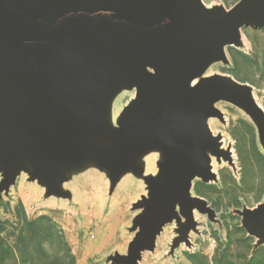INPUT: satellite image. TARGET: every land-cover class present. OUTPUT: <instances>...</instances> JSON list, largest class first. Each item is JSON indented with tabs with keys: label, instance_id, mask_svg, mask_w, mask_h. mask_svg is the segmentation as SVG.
I'll use <instances>...</instances> for the list:
<instances>
[{
	"label": "rangeland",
	"instance_id": "1",
	"mask_svg": "<svg viewBox=\"0 0 264 264\" xmlns=\"http://www.w3.org/2000/svg\"><path fill=\"white\" fill-rule=\"evenodd\" d=\"M171 1L184 9L179 0ZM199 1L212 11L231 9L241 0ZM220 50L190 75L194 83L188 82L187 90L212 78L230 81L249 97L251 110L227 96L212 100L213 113H201V124L216 140L215 148H206L207 174L191 175L189 203L176 199L174 215L146 246H135L137 238L129 246L135 232L121 230L120 224L136 221L135 211L150 202L145 192L149 182H142L141 197L132 198V191L115 200L112 190L108 203L99 205L95 215L80 213L71 190L78 175L107 170V177L115 179L117 168L107 157H97L116 143L128 91L113 88L93 102L81 89L82 101L77 104L66 97L62 113L51 124L59 130L58 138L50 136L52 145L40 159L33 151L43 138L38 127L28 124L24 150L14 151L11 123L0 120V261L9 256L8 245L16 256L39 260L45 254L52 263L68 262L71 256L73 264H264V26L238 27L234 41ZM4 96L2 88L0 117L12 112ZM144 161L146 172L152 173L153 156L145 155ZM123 178L128 190L139 185L129 172ZM33 179L46 185L44 199L56 201H47L46 206L24 202L19 187ZM39 217L47 221L28 226ZM125 238L130 240L122 246ZM28 242L34 245L33 252L28 251Z\"/></svg>",
	"mask_w": 264,
	"mask_h": 264
},
{
	"label": "water",
	"instance_id": "2",
	"mask_svg": "<svg viewBox=\"0 0 264 264\" xmlns=\"http://www.w3.org/2000/svg\"><path fill=\"white\" fill-rule=\"evenodd\" d=\"M169 1L0 0V90L12 105L0 120L11 123L12 150H24L23 135L33 123L43 136L33 151L43 157L52 145L50 136L59 133L53 120L66 97L72 104L82 101L79 90L93 100L118 75L136 86L137 103L127 113V121L136 125L126 129L107 160L118 168L124 151L166 142L169 166L160 168L165 185L150 182V202L136 219L144 229L135 246L148 245L171 219L176 199L186 203L192 174L206 176L205 149L215 148L216 140L200 115L214 112L212 100L230 96L251 110L242 90L216 78L181 97L185 78L219 55L223 44H231L238 27L264 26V0H241L230 10L212 11L199 0H179L184 9L168 7Z\"/></svg>",
	"mask_w": 264,
	"mask_h": 264
},
{
	"label": "crops",
	"instance_id": "3",
	"mask_svg": "<svg viewBox=\"0 0 264 264\" xmlns=\"http://www.w3.org/2000/svg\"><path fill=\"white\" fill-rule=\"evenodd\" d=\"M173 1H169L168 7H172L171 3ZM173 4V3H172ZM234 7V6H233ZM206 9V8H205ZM230 10V9H227ZM228 45V44H223ZM147 72L155 75L154 69L147 67ZM190 75L188 74L187 77L184 80L183 86L179 89L178 95L179 96H186L188 92H190L195 86H197L199 83H197L195 86H193L191 89L187 90L188 82H192L193 79H191ZM181 76V75H180ZM194 83V82H192ZM119 87L122 91H128L130 99L127 101L125 108L123 109L122 113L120 115L121 120V127L120 131L117 133V139L116 143L113 145V147L109 150L104 151L101 153L100 157L97 158H104V156H108L112 149L117 146L120 142L124 139V134L126 129L135 127L136 123L133 120L127 121V113L128 111L134 107V105L137 103V89L134 83L125 76H115L112 83L106 86V89L96 95L93 100L91 101H98V99H101L105 94L109 92V90L113 88ZM131 90H134V94L131 95ZM148 149L145 153L143 150ZM140 151H143V153L140 154ZM147 154H151L154 159V171L152 173L146 172V162L144 161V157ZM162 166H169V159H168V145L166 142H162L159 145L155 147H144L139 149H132V150H126L122 153V156L119 159V167L117 168V172L115 175V179L113 182L111 181L110 177H107L106 173L107 170L104 172H100L98 170V173L96 174H82L78 175L74 178L72 181L73 186L71 187V190L73 192V198L76 197V200L78 201V208L80 213L85 211L86 213H89L90 215L96 214V209L100 208L101 205H104L108 203V199L112 196L111 191L113 190L115 195V200L119 197H126L128 194L130 195L134 191L135 195L132 196V198L141 197L143 193V187L142 184L150 182H154L156 185L161 186L165 185L167 182V179L161 174L160 168ZM134 168H141V171L139 173L133 171ZM130 173L131 175L138 178L139 185L136 186V189L128 190L126 186V181L124 180L123 176L127 173ZM143 182V183H142ZM114 184V186L112 185ZM46 185H41L39 180H24L22 185L19 187L18 195L22 198V200L25 202H31L32 204H39L46 206V202H55L54 199L46 200L43 198L44 192L46 191ZM145 192L147 193V198H149L150 190L146 188ZM75 199V198H74ZM120 199V198H119ZM107 200V201H106ZM115 204V203H114ZM119 204V203H118ZM118 204L116 206H118ZM100 205V206H99ZM110 207V203L108 204ZM115 206L113 205V207ZM109 209V208H108ZM145 208L141 207L139 211H135L134 216L141 215L145 212ZM169 221V220H167ZM166 221V222H167ZM164 223L161 224V228L163 227ZM121 230H132L135 232V237H131V240L128 238H125L123 242L120 244L125 246V244L128 242L129 246L132 243V241L140 236V232L144 229L143 225L139 222H136L134 219L128 220V222L125 223L122 222L120 224ZM134 227V228H132ZM141 244H144L141 242ZM142 246V245H141Z\"/></svg>",
	"mask_w": 264,
	"mask_h": 264
},
{
	"label": "trees",
	"instance_id": "4",
	"mask_svg": "<svg viewBox=\"0 0 264 264\" xmlns=\"http://www.w3.org/2000/svg\"><path fill=\"white\" fill-rule=\"evenodd\" d=\"M43 221H47V219L45 217H39V218H36L34 220H31L29 223H28V226L30 227H36L37 223H44ZM27 249L28 251L30 252H33L34 251V245L29 243L27 244ZM7 248V251L9 253V256L3 260L0 261V264H73L74 262V258L70 256L69 258V261L66 262L65 259H62V260H58L57 262L55 263H52L48 260L47 257H45V254L43 258L39 259V260H35V259H32L31 257L28 258L27 256L25 258H23L22 256H16L15 254H13L12 250H10L8 247V245L6 246ZM3 250H6V249H3ZM22 257V258H21Z\"/></svg>",
	"mask_w": 264,
	"mask_h": 264
},
{
	"label": "bare ground",
	"instance_id": "5",
	"mask_svg": "<svg viewBox=\"0 0 264 264\" xmlns=\"http://www.w3.org/2000/svg\"><path fill=\"white\" fill-rule=\"evenodd\" d=\"M206 148H207V146H206ZM205 154H206V149H205Z\"/></svg>",
	"mask_w": 264,
	"mask_h": 264
}]
</instances>
